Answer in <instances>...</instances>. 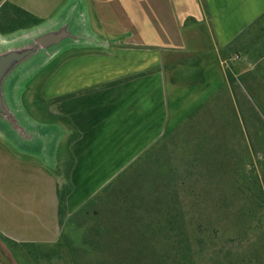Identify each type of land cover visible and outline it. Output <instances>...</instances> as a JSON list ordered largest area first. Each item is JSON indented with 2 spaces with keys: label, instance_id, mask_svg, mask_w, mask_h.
Listing matches in <instances>:
<instances>
[{
  "label": "rangeland",
  "instance_id": "1",
  "mask_svg": "<svg viewBox=\"0 0 264 264\" xmlns=\"http://www.w3.org/2000/svg\"><path fill=\"white\" fill-rule=\"evenodd\" d=\"M32 1L41 12L35 17V24L39 27L54 19L68 0ZM2 15L3 13L0 11V19ZM18 25L13 24L12 27ZM89 25L91 31L96 34L97 30L94 27L97 26L92 27L90 23ZM24 26L30 28L34 25L25 21ZM97 37L100 40L117 43L115 39L99 34ZM260 53H264V47ZM98 55H108V50L97 48L64 50L55 61L47 64L36 75H32L23 83L22 98L24 109L29 117L40 124L56 123L66 129L64 142L59 147L57 154L56 169H49V171L54 179H59L57 183L60 186L65 184L71 186V193L67 197V220H65V223L70 220L71 223L69 226L62 225L61 235L66 238L58 249L55 247L56 244L18 246L0 236V264H72L69 254L71 244L76 248L74 255L78 256V264L123 263L126 261L127 255L133 256L129 249L130 246L136 248V246L143 245V242H147V238L143 239L142 234L156 218H151L144 213L145 205L153 204L154 197L157 195L158 199L161 192L167 190V187L164 189L166 184L160 181L164 177L162 172L166 170L163 165L170 170L172 162L167 160L169 155L178 159L183 156L179 152L181 150H186L188 153L190 151L194 159L195 157L199 158L196 165L202 166L200 164L202 163L205 166L207 170L204 171V176L221 178L224 189H226V180L223 178H227L229 175L224 174L227 170L217 173L218 166L221 168L231 167L230 172L236 173L232 178L238 179L244 176L254 177L257 171L260 174L263 171L264 140L259 137L256 139L254 131L256 130L257 117L260 116L263 120L261 125L264 135V74L262 72L264 71V62L245 67L249 72L240 76L241 85H238L242 91L238 89V92L235 90L234 93L230 89L234 94L233 97L228 93L229 89L226 84L223 89L225 98L222 99L219 110H215L214 101H211L207 105V107H211L209 111H201V108H196L195 111H145V128L143 130L139 128V131L134 129L133 133L135 134L133 135L132 132H129L128 140L122 143L118 140L117 133L110 130L108 126L107 131L100 126L95 132H93L94 130L89 132L86 124V130L82 131L79 138L74 133L71 120L72 112L68 111V109H72V99L76 95L80 96L81 100L86 102V109H88L90 91L106 85L101 76L94 88L83 83L81 88L76 90V87L71 86L73 83L71 80L70 87L65 88L66 94L57 95L62 91L59 89V84L55 82V77L58 70L63 69L62 66H68L66 70H69L73 61H76L77 65H82L85 70L108 65L110 60L105 56ZM243 59L245 58L242 57L241 60L243 61ZM226 65H224V73L228 71ZM153 67L155 65L151 64L149 69ZM153 70L145 71L144 75ZM61 74L63 75V72ZM251 80H255L256 83H250ZM46 86H50L48 89L51 95L49 100L43 99ZM62 103L67 109L65 113L70 112L68 113L70 117H60L61 121H59L52 117L50 111L54 115L61 113L62 111L59 112L58 109ZM88 112L90 111H86V113ZM99 112L102 113V111ZM2 142L8 144L4 140ZM24 156L29 159L30 155L24 154ZM32 160L34 161L35 157ZM259 161L263 164L262 168L258 165ZM138 162L139 164H137ZM183 174L185 171L180 175ZM130 176L133 177L134 184H131L130 188H125L127 193L120 190L119 186L122 182L128 186ZM193 176L203 180L198 172H194ZM203 182L204 184L209 183V187H206L207 192L212 194L215 199L220 198L219 196L223 193V195L225 194L223 199L228 198L231 201L229 205L221 204L216 208L213 213L217 217L213 216L212 219L214 223L216 218L224 219L225 211H229L231 216H235L232 217L233 220L229 224L223 222V227L230 226V229H236L234 226L242 223L236 219L237 215L243 211V208L245 209L244 200L240 199L238 194L232 195V192L238 191L235 192L232 189V191L227 190L220 193L213 187L212 182L207 180H203ZM112 189L115 191L113 192ZM194 189L198 188L193 187L192 190ZM121 193L128 194L130 197L132 195L130 203L139 204V206L142 203L145 209L137 210V212L135 209V211L131 210L130 207L124 205ZM226 207L228 210H225ZM220 219L221 222L222 219ZM261 237L264 238V234ZM261 237L252 238L249 245L255 247V243L261 241ZM142 240L144 241L142 242ZM84 243H87V249L82 247ZM153 244L147 243V251L144 253L138 251L139 253L136 254L141 258L144 255L154 259L161 258L164 247L156 241ZM208 252L206 253L208 254Z\"/></svg>",
  "mask_w": 264,
  "mask_h": 264
},
{
  "label": "crops",
  "instance_id": "2",
  "mask_svg": "<svg viewBox=\"0 0 264 264\" xmlns=\"http://www.w3.org/2000/svg\"><path fill=\"white\" fill-rule=\"evenodd\" d=\"M5 3L34 17L41 13L32 0H0V8ZM84 4L91 26L117 43L102 48L108 55H98L110 60L105 67L85 70L73 61L69 70L62 66L57 72L60 96L71 80L76 90L83 83L94 88L100 76L106 82L90 91L88 109L80 96L73 97L68 111L77 138L87 124L89 132L109 127L123 143L129 132L145 128V111H209L211 101L217 111L226 84L233 97L230 89L240 90V76L249 72L245 67L264 62L260 53L264 0H84ZM151 64L155 67L149 69ZM49 87L43 99L51 97ZM58 111L62 112L50 114L58 120L70 117L63 103ZM15 150L0 139V236L18 246L54 245L62 229L57 180L40 160L31 161L33 157L27 159Z\"/></svg>",
  "mask_w": 264,
  "mask_h": 264
},
{
  "label": "trees",
  "instance_id": "3",
  "mask_svg": "<svg viewBox=\"0 0 264 264\" xmlns=\"http://www.w3.org/2000/svg\"><path fill=\"white\" fill-rule=\"evenodd\" d=\"M0 11L3 13L0 19V36H8L37 27L34 16L9 3H5ZM25 21L31 22L34 26L25 27ZM13 24L19 25L12 27ZM261 124H263V120L258 116L254 133L256 139L259 137L264 140ZM179 152L183 156L178 159L169 155L167 160L172 162L170 170L163 165L166 170L162 172L164 177L160 181L166 184L164 189L167 187V190L159 193L158 199L156 195L153 204H146V209L142 203H140L141 206L130 203L132 195L130 194V197L125 188H130L131 184H134L132 176L129 177L128 186H125L123 182L119 186L120 190L127 192V195L121 193L124 205L133 211L136 210L135 212L145 209V214L156 218L142 234L143 239L147 238V242L142 240L143 245L136 246V248L130 246L129 249L133 256L127 255L126 261L119 264H264V238L261 237L264 234V168L261 174L257 171L254 177L244 176L238 179L232 178L236 173L230 172L231 167L221 168L218 166L217 173L227 170L224 174L229 175L227 178H223L226 180V189H224L221 178L204 176L203 173L207 169L202 163H200L202 166L196 165L199 158L195 157L194 159L190 151L189 153L186 150ZM258 165L263 167L261 161L258 162ZM184 171L185 174L180 175ZM194 172H198L201 179L212 182L213 187L220 193L227 190L232 191V189L235 192L238 191L232 192V195L238 194L239 198L244 200L245 209L243 208V211L237 215L236 219L242 223L234 226L236 229H230V226L223 227V222L229 224L233 220L232 217L235 216H231L229 211L222 214L224 219L221 217V222L219 217L214 223L212 219L213 216H216L213 213L216 208L221 204L229 205L231 201L228 198L223 199L225 197L223 193L217 199L212 194H208L206 187H209V183L204 184L203 180L195 178ZM193 187L198 189L192 190ZM112 191L115 190L112 189ZM70 193L71 186L66 184L60 186L57 183L58 221L61 227L63 224L69 226L71 223V220L65 223L67 220V197ZM213 208L215 209L213 210ZM227 208L225 210H228ZM61 236L60 242L58 241L55 245L56 249L61 247L62 241H65L66 237ZM254 237L262 239L255 243V247H252L249 245L251 243L249 241ZM155 241L164 247L161 258L154 259L145 255L141 258L136 254L146 252L147 243L155 244ZM82 247L87 249V243H84ZM207 251H209L208 254ZM75 253L76 248L71 244L69 254L72 264H78V256L74 255ZM100 264L103 263L100 262Z\"/></svg>",
  "mask_w": 264,
  "mask_h": 264
},
{
  "label": "water",
  "instance_id": "4",
  "mask_svg": "<svg viewBox=\"0 0 264 264\" xmlns=\"http://www.w3.org/2000/svg\"><path fill=\"white\" fill-rule=\"evenodd\" d=\"M89 23L84 0H70L49 23L0 36V139L52 170L66 133L29 117L21 102L22 86L64 50L104 49L114 43L100 40Z\"/></svg>",
  "mask_w": 264,
  "mask_h": 264
},
{
  "label": "flooded vegetation",
  "instance_id": "5",
  "mask_svg": "<svg viewBox=\"0 0 264 264\" xmlns=\"http://www.w3.org/2000/svg\"><path fill=\"white\" fill-rule=\"evenodd\" d=\"M24 92V91H23ZM21 102H22V105H23V107L25 106L24 105V101H23V98H22V96H21ZM25 108V107H24Z\"/></svg>",
  "mask_w": 264,
  "mask_h": 264
}]
</instances>
